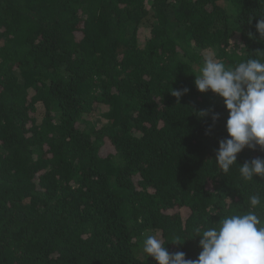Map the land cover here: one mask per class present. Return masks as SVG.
I'll use <instances>...</instances> for the list:
<instances>
[{
  "label": "trees",
  "instance_id": "trees-1",
  "mask_svg": "<svg viewBox=\"0 0 264 264\" xmlns=\"http://www.w3.org/2000/svg\"><path fill=\"white\" fill-rule=\"evenodd\" d=\"M259 14L264 0H0V264H156L148 235L196 259L197 229L264 204L238 165L264 150L224 174L227 112L194 85L207 53L264 60Z\"/></svg>",
  "mask_w": 264,
  "mask_h": 264
},
{
  "label": "clouds",
  "instance_id": "clouds-1",
  "mask_svg": "<svg viewBox=\"0 0 264 264\" xmlns=\"http://www.w3.org/2000/svg\"><path fill=\"white\" fill-rule=\"evenodd\" d=\"M258 16L255 29L260 41L264 42V14ZM249 36L251 38L252 34ZM258 52L264 55V51ZM194 77L197 91H211L222 99L227 112V136L218 141L215 151L216 164L227 174L245 148L264 150V60L248 58L227 67L225 63L205 56L199 74ZM187 92V88L171 90V95L179 99ZM207 114L208 110L196 113L198 117ZM216 119L218 114L213 112V123ZM238 165L244 181H254V177L264 181V158L256 157ZM262 208L261 197L253 194L248 198L247 210L223 216L203 230L197 229L193 237L200 238L198 247L201 251L196 259H186L182 251L170 253L157 235L146 236L142 251L156 264H264V219L257 214V209ZM184 240L176 237L174 244H182Z\"/></svg>",
  "mask_w": 264,
  "mask_h": 264
},
{
  "label": "rangeland",
  "instance_id": "rangeland-1",
  "mask_svg": "<svg viewBox=\"0 0 264 264\" xmlns=\"http://www.w3.org/2000/svg\"><path fill=\"white\" fill-rule=\"evenodd\" d=\"M143 32H144V31H143ZM205 56H211V57L213 58V56L210 55V54H208V53H207ZM104 111H105V107H99V108L96 110L95 113L97 114V113H99V112L101 113V112H104ZM41 112H42V108H41V106H38V107H37V117H40L39 114H40Z\"/></svg>",
  "mask_w": 264,
  "mask_h": 264
}]
</instances>
